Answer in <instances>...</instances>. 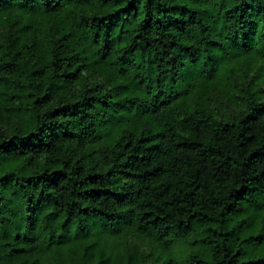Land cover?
<instances>
[{
	"label": "trees",
	"instance_id": "trees-1",
	"mask_svg": "<svg viewBox=\"0 0 264 264\" xmlns=\"http://www.w3.org/2000/svg\"><path fill=\"white\" fill-rule=\"evenodd\" d=\"M0 264H264V0H0Z\"/></svg>",
	"mask_w": 264,
	"mask_h": 264
}]
</instances>
